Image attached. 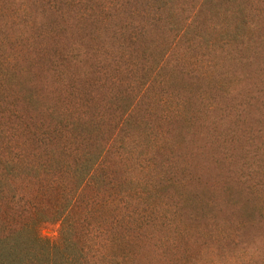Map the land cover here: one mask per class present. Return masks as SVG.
<instances>
[{
	"label": "rangeland",
	"instance_id": "1",
	"mask_svg": "<svg viewBox=\"0 0 264 264\" xmlns=\"http://www.w3.org/2000/svg\"><path fill=\"white\" fill-rule=\"evenodd\" d=\"M2 38L0 55L45 49L31 73L48 130L79 119L72 145L112 146L107 165L170 232L199 226L220 264L264 263V0H0Z\"/></svg>",
	"mask_w": 264,
	"mask_h": 264
},
{
	"label": "trees",
	"instance_id": "2",
	"mask_svg": "<svg viewBox=\"0 0 264 264\" xmlns=\"http://www.w3.org/2000/svg\"><path fill=\"white\" fill-rule=\"evenodd\" d=\"M35 48L0 55V264H220L197 238L208 230L187 224L170 232L156 196L138 207L144 198L123 188L125 164L106 163L112 146L86 153L72 145L70 126L79 119L66 123L69 131L48 130L50 99L31 73L45 49ZM43 142L59 146L64 157L41 154ZM46 193L48 204L41 205ZM46 223L59 224L55 241L42 236Z\"/></svg>",
	"mask_w": 264,
	"mask_h": 264
}]
</instances>
